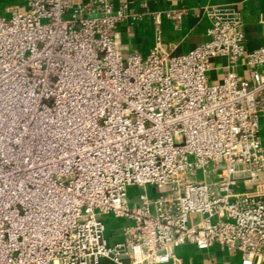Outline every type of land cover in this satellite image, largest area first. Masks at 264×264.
Instances as JSON below:
<instances>
[{"label":"built area","instance_id":"2783aa9c","mask_svg":"<svg viewBox=\"0 0 264 264\" xmlns=\"http://www.w3.org/2000/svg\"><path fill=\"white\" fill-rule=\"evenodd\" d=\"M205 13L209 38L188 53L158 33L127 57L114 31L143 17L127 2L31 0L0 15V264H184V244L264 264V194L249 188L264 173V17L248 51L233 5ZM217 56L248 74L212 81ZM109 214L128 220L113 242Z\"/></svg>","mask_w":264,"mask_h":264},{"label":"crops","instance_id":"0c3cea01","mask_svg":"<svg viewBox=\"0 0 264 264\" xmlns=\"http://www.w3.org/2000/svg\"><path fill=\"white\" fill-rule=\"evenodd\" d=\"M31 0H0V15L11 17L14 12H27ZM83 3L89 0H81ZM129 4L130 13H142L137 20H126L119 23L114 31L120 53L123 57L138 52L146 56L155 44V38L161 33L162 39L171 53L181 55L188 53L208 40L207 29L210 20L205 7L215 5H233L243 22L248 51L259 48L262 43L261 19L264 17V0H113L115 7L121 3ZM145 3L148 9L142 7ZM184 10L181 22L166 17V11ZM159 14L156 21L155 15ZM229 70H235L246 76L248 69L243 60L231 66L223 57L212 59L210 78L220 81ZM250 189L260 190L264 194V173L257 184L249 185ZM128 220L123 222V226ZM113 241L122 238L119 230ZM112 241V242H113ZM175 253L184 264H241L238 251L213 245L209 249L200 250L192 244H184L175 248ZM101 264H115L103 259Z\"/></svg>","mask_w":264,"mask_h":264},{"label":"rangeland","instance_id":"374dc122","mask_svg":"<svg viewBox=\"0 0 264 264\" xmlns=\"http://www.w3.org/2000/svg\"><path fill=\"white\" fill-rule=\"evenodd\" d=\"M9 18V17H6ZM219 169H223L222 165L219 166ZM199 178H202V174L199 173L198 175ZM143 192L142 188L138 187H132L128 191V197L130 200V205H134L138 201V196L139 194ZM148 195L150 198H155L159 196L160 194H165V195H170L171 191L167 190L165 188H156V187H151L149 186L147 189ZM102 220L106 224L107 228V238L110 242L113 241V238H117V234L120 229L123 227V222L126 220L125 218H116L114 215L109 214V215H104L102 216Z\"/></svg>","mask_w":264,"mask_h":264}]
</instances>
